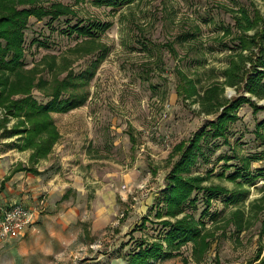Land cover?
<instances>
[{
	"label": "rangeland",
	"instance_id": "rangeland-1",
	"mask_svg": "<svg viewBox=\"0 0 264 264\" xmlns=\"http://www.w3.org/2000/svg\"><path fill=\"white\" fill-rule=\"evenodd\" d=\"M51 4L68 7L74 14L54 21L27 19L25 69L40 65L38 75L50 82L60 69L79 73L88 68L97 53L72 55L83 39L70 35V29L91 22L109 25L97 33L106 58L90 82L85 105L52 115L60 138L39 167L47 179L58 176L71 188L69 198L53 210L48 204L44 209L47 199L29 200L37 212L59 215L43 226L44 235L36 230L25 249L17 246L18 263L11 256L9 264H125L131 253L151 241L165 246L161 221L174 219H157L155 212L162 208L160 193L179 157L174 148L188 144L215 119L203 111L209 106L203 94L223 83V72L238 53L236 38L242 32L235 18L241 19L244 11L250 20L264 21V0H134L117 10L97 6L93 0H49L43 7ZM261 27L257 24L256 31ZM256 31L245 34L251 37ZM53 61L55 72H47L46 62ZM224 87L222 102L243 95L264 107V98ZM32 94L40 103L47 101L42 92ZM236 115L238 120L227 126L224 138L209 136L201 143L190 175L206 178L202 186L229 192L240 190L241 184L244 200L229 205L228 195H219L207 206V192H194L195 203L184 204L183 214L203 222L212 233L209 250L195 259L191 244H186L173 258L154 264H264V171H258L264 169V130L261 138L256 134L264 110L255 113L250 104H243ZM4 116L0 107V122ZM14 123L10 119L6 128ZM14 140L0 139V156L13 149ZM254 156L261 159L250 161L253 181L225 179L241 167L242 158ZM8 207H1L0 214ZM239 211L243 223L238 232L233 224ZM146 217L150 220L139 227ZM18 238L0 242L18 244Z\"/></svg>",
	"mask_w": 264,
	"mask_h": 264
},
{
	"label": "trees",
	"instance_id": "trees-1",
	"mask_svg": "<svg viewBox=\"0 0 264 264\" xmlns=\"http://www.w3.org/2000/svg\"><path fill=\"white\" fill-rule=\"evenodd\" d=\"M47 1L49 0H0V107L5 112L0 122V139H15L10 147L19 152L30 150L32 152L29 157L30 164L46 159L59 140V132L52 115L67 114L85 105L89 98L90 82L96 74L98 65L106 58L107 51L97 42V33L107 30L109 25L99 22H95L96 25H93V22L87 26L75 25L71 27L70 35L76 34L83 41L70 51L71 54L97 53L95 60L88 68L79 73L67 72L66 68L60 69L56 71L50 82L38 75L40 65L25 69L23 32L27 19L33 17L42 20L48 17L54 21L74 14L68 7L60 4H51L46 9L43 4ZM93 1L97 6H108L117 10L123 5L131 4L134 0ZM241 13V19L235 18L237 27L240 33L242 32L236 38L238 53L229 60L223 72V83L212 86L203 94V101H207L209 105L208 109L203 106V111L206 115H215V119L194 133L188 144L180 143L174 148L175 155L179 154V157L168 174L166 189L160 193L162 208L159 210L156 207L155 212L157 219H174V222L161 221L166 229L162 240L165 246L159 241H151L131 253L125 264H154L157 261L168 260L186 244H191L192 256L195 259H202L209 250L208 238H211L212 233L206 230L203 222L183 214L184 204H194L195 199L191 197L197 191L207 192V206L210 205L213 197L219 195H228L226 202L229 205H238L244 200L246 192H240L241 184L238 186L240 190L229 192L223 187L202 186L206 178L190 175L197 156L201 154V143L209 136L213 139L224 138L227 126L238 120L236 112L243 104H250L255 113L264 110V107H257L243 95L225 102H222L220 98L224 86L246 91L257 99L264 98V21L259 17L250 20L244 11ZM257 24H262L258 31H256ZM251 30L256 32L249 37L245 32ZM247 64L249 69H246ZM46 67L47 72L56 70L54 61L46 62ZM62 72L67 74L59 80L58 75ZM191 88L194 87L191 86ZM34 90L42 92L47 101L38 102L32 94ZM10 119L15 123L8 129L6 124ZM260 130H264V119L256 124V134L261 138ZM129 139L131 143L135 142L131 129ZM260 159L261 157L258 156L242 158L241 167L225 176V179L232 183L242 179L253 181L255 177H251L249 173L250 161ZM19 170L21 166L17 165L14 171ZM258 171L262 172L264 169ZM32 172L36 173L35 170ZM223 176L221 174V177ZM206 211L204 210L203 213L205 214ZM241 213L240 211L234 213V216L239 218L238 222L233 224L238 232L243 223ZM181 214H183L182 218L175 219ZM149 220L148 217L144 218L139 227L144 226Z\"/></svg>",
	"mask_w": 264,
	"mask_h": 264
},
{
	"label": "crops",
	"instance_id": "crops-1",
	"mask_svg": "<svg viewBox=\"0 0 264 264\" xmlns=\"http://www.w3.org/2000/svg\"><path fill=\"white\" fill-rule=\"evenodd\" d=\"M14 151H16V153H14ZM31 153L30 150L19 152L16 149H11L0 156V209L3 206L11 207L14 204H21L32 212L33 215L31 226L29 225L23 235L18 238L21 240L18 244H15V242L11 244L10 242H0V264H9V257L11 256L14 258L13 261L18 263L19 258L14 256L18 248L20 250L25 249L27 241L29 244L31 243L30 241H32L34 237L33 232H36V230L41 231L44 235L43 226L45 224H50L51 222L49 223V221H53L56 217L58 218L59 214L55 213L56 211H53L55 215H51L50 212H43L44 210L37 212L36 209L30 208L31 204L29 200L47 199V203H43L44 209L49 205V209L53 210L56 204L65 202L69 198L68 195L71 191V188L66 183H62L61 180L58 179V176L47 179L48 176L43 174L44 170L39 166L41 162L48 157L35 164H30L29 157ZM19 154H25V156L20 158ZM17 165L21 166V170L14 171ZM32 170H35L36 173L34 174ZM48 201H50V203H48ZM51 206L54 207L51 208ZM24 238L28 239L23 240ZM20 250H18L19 253ZM22 254L21 252V255Z\"/></svg>",
	"mask_w": 264,
	"mask_h": 264
},
{
	"label": "built area",
	"instance_id": "built-area-1",
	"mask_svg": "<svg viewBox=\"0 0 264 264\" xmlns=\"http://www.w3.org/2000/svg\"><path fill=\"white\" fill-rule=\"evenodd\" d=\"M32 219V212L23 205H12L0 214V239L21 237Z\"/></svg>",
	"mask_w": 264,
	"mask_h": 264
}]
</instances>
